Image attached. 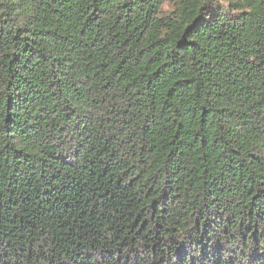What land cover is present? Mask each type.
<instances>
[{"label":"trees","instance_id":"obj_1","mask_svg":"<svg viewBox=\"0 0 264 264\" xmlns=\"http://www.w3.org/2000/svg\"><path fill=\"white\" fill-rule=\"evenodd\" d=\"M0 264H264V0H0Z\"/></svg>","mask_w":264,"mask_h":264}]
</instances>
